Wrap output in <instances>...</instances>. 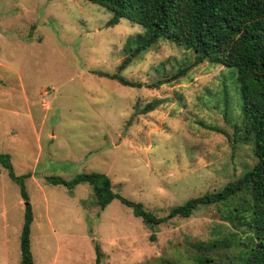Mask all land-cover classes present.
<instances>
[{
	"label": "rangeland",
	"instance_id": "rangeland-1",
	"mask_svg": "<svg viewBox=\"0 0 264 264\" xmlns=\"http://www.w3.org/2000/svg\"><path fill=\"white\" fill-rule=\"evenodd\" d=\"M111 17L87 0H0V152L15 175L33 176L25 185L34 264H94L96 243L98 264H196L200 253L213 256L210 264H230L239 251L233 243L208 252L195 246L229 238L223 205L149 228L118 199L100 209L88 183L70 190L44 178L102 172L115 192L165 216L254 164L251 145L235 137L242 125L236 70L194 64L193 50L160 39L121 72L143 86L100 76L93 71L116 72L127 39L143 32L125 18L108 26ZM23 214L19 186L0 164L5 264L19 262Z\"/></svg>",
	"mask_w": 264,
	"mask_h": 264
},
{
	"label": "trees",
	"instance_id": "trees-1",
	"mask_svg": "<svg viewBox=\"0 0 264 264\" xmlns=\"http://www.w3.org/2000/svg\"><path fill=\"white\" fill-rule=\"evenodd\" d=\"M112 13L107 25L112 26L125 18L139 24L143 32L128 38L124 45L126 57L116 72L95 70L100 76L118 83L141 87L144 84L131 81L121 75L133 59L142 51L154 46L160 39H168L191 49L194 64L209 62L236 70V80L241 96V133L237 136L250 144L255 158L251 168L234 180L228 181L220 190L187 199L170 207L165 216H157L144 208L143 203L130 200L115 192L111 179L102 172H81L71 179L45 176L53 185H63L72 190L76 185L88 183L96 204L104 209L113 199L132 209L135 217L153 228L168 223L174 217H189L197 208L211 204L225 206L222 218L233 231L227 240L215 239L198 242L195 246L203 251L230 247L239 251L231 256L230 264H264V0H87ZM183 72V71H182ZM181 73V72H180ZM163 81L151 85L157 86ZM155 103V102H153ZM155 107L149 104L146 112ZM216 131L218 128L211 127ZM222 132V131H221ZM0 164L9 177L18 184L24 201V218L20 235L21 258L18 264H34L30 248V230L33 221L32 205L26 190L25 179L31 173L17 176L13 172L10 155L0 152ZM241 231L244 236H238ZM153 238V236H151ZM95 264L100 262L102 252L94 245ZM213 256L200 253L196 264H210Z\"/></svg>",
	"mask_w": 264,
	"mask_h": 264
},
{
	"label": "crops",
	"instance_id": "crops-1",
	"mask_svg": "<svg viewBox=\"0 0 264 264\" xmlns=\"http://www.w3.org/2000/svg\"><path fill=\"white\" fill-rule=\"evenodd\" d=\"M24 100H25V102L26 103H28V105H29V99H28V97L27 96H24ZM11 135H14V133H11ZM31 178L33 177V176H30ZM33 181H35V180H33ZM77 186V185H76ZM29 195V194H28ZM29 199H30V196H29ZM81 200V199H80ZM30 203H31V201H30ZM82 203H83V201L82 202H80V204L82 205ZM31 205H32V203H31ZM32 211H33V206H32ZM35 215H34V212H33V221H34V217ZM23 217H24V214H23ZM33 221H32V223H33ZM32 223H31V226H32ZM22 225H23V221H22ZM22 225H21V227H20V233H19V250H20V235H21V229H22ZM32 228V227H31ZM4 235H6V233H4ZM7 236V235H6ZM6 236H5V238H6ZM7 242H8V239H6V243H4V247L6 248V246H7ZM60 247V246H59ZM30 248H31V230H30ZM5 256L7 257L8 256V258H9V252L7 251V250H5ZM31 252H32V250H31ZM32 256H33V253H32ZM20 258H21V252H20ZM20 258H19V261H20ZM95 258H96V253H95ZM33 262H34V257H33ZM19 263V262H18ZM17 263V264H18ZM35 263V262H34ZM0 264H5V261H0ZM95 264V263H94Z\"/></svg>",
	"mask_w": 264,
	"mask_h": 264
}]
</instances>
